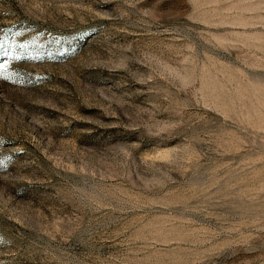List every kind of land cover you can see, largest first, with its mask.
Masks as SVG:
<instances>
[{
	"label": "rangeland",
	"instance_id": "obj_1",
	"mask_svg": "<svg viewBox=\"0 0 264 264\" xmlns=\"http://www.w3.org/2000/svg\"><path fill=\"white\" fill-rule=\"evenodd\" d=\"M0 264H264V0H0Z\"/></svg>",
	"mask_w": 264,
	"mask_h": 264
}]
</instances>
